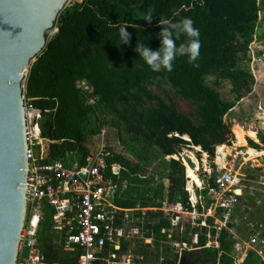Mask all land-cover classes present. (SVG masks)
<instances>
[{
    "label": "trees",
    "instance_id": "1",
    "mask_svg": "<svg viewBox=\"0 0 264 264\" xmlns=\"http://www.w3.org/2000/svg\"><path fill=\"white\" fill-rule=\"evenodd\" d=\"M259 13L258 0H71L55 21L57 31L51 35L52 29L45 32L46 45L29 65L24 80L26 97L41 111L40 136L48 140L44 142L43 161L62 159L67 166L82 165L90 153V137L101 132L104 117H109L110 124L126 134L128 143L123 149L128 155L107 147L111 154L104 169L107 179L119 189L125 182H140L132 175L148 158L167 170L168 187L165 190L162 183L159 185L155 195L162 199L157 209L148 210L143 218L144 237H151V243L140 240V249L134 250L121 242V252L131 250L146 261L150 255L157 264L160 257L161 264H236L229 231L219 232V247H207L204 227L199 230L196 248L184 250L177 259V253L165 242H191L190 231L185 228L168 237L162 229L171 223L159 208L164 200L170 207L180 204L190 208L185 165L180 158H166L178 155L181 147H200L199 154H207L213 171L204 174L206 184L201 192L214 185L216 147L231 145L234 140L237 126L231 112L243 91H249L254 83L248 62ZM149 15L153 16L151 22L147 21ZM184 17H190L200 31L198 67L183 56L174 61L172 72H153L135 52L136 43L157 50V34L161 31L158 21L178 22ZM124 23L131 33L127 45L119 44L118 29ZM186 39L182 36L177 44ZM208 75L216 84L229 81L235 98H222L207 83ZM78 81H85L91 91L78 87ZM167 88L192 103L191 114L178 108L167 96ZM91 97H96L93 104L88 102ZM241 128L248 146L264 151V133L257 124L247 120ZM236 134L238 143L244 145L241 132ZM187 137L190 140L184 139ZM115 203L122 208L133 204L128 199ZM52 214L53 209L45 205L36 231L43 260L76 264L80 250L64 249L53 239ZM241 264H264V260L250 252Z\"/></svg>",
    "mask_w": 264,
    "mask_h": 264
},
{
    "label": "built area",
    "instance_id": "2",
    "mask_svg": "<svg viewBox=\"0 0 264 264\" xmlns=\"http://www.w3.org/2000/svg\"><path fill=\"white\" fill-rule=\"evenodd\" d=\"M249 68L255 79L258 70L252 67V62ZM77 86L91 91L85 81H78ZM22 97L26 117L28 174L18 263L58 264L43 260L36 235L39 219L45 205H48L53 209L50 223L53 239L64 249L80 250L76 264H147L144 256L131 250L121 252L119 248L121 242L132 247V240L136 238L149 244L152 238L144 237L142 225L146 211L128 212V209L110 200L117 187L104 175L110 151L101 144L97 151L86 155L82 165L75 163L67 166L62 159L43 161L46 155L38 156L35 152L40 142L48 141L40 136L41 111L26 97L24 86ZM95 101L96 97L88 100L91 104ZM256 111L257 121L264 122L263 102ZM224 147V155H219L216 148L214 185L208 186L206 193L201 192L206 184L201 179L196 188L193 185L187 187L190 208L185 209L180 204L173 207L164 204L160 208L171 223L169 228L162 229L168 237L174 231L182 232L187 224L190 228L191 242H165L173 253H177V259L184 250L196 248L199 230L204 227L207 247H219V232L222 229L229 231L234 240L231 256L236 264H241L250 252L264 260V151L254 148L252 153H248L244 146L232 144ZM212 171V168L209 169L208 175ZM240 214L242 223L237 222ZM193 229L198 230L192 232ZM115 248L119 250L115 251ZM162 261L160 257L158 263Z\"/></svg>",
    "mask_w": 264,
    "mask_h": 264
},
{
    "label": "water",
    "instance_id": "3",
    "mask_svg": "<svg viewBox=\"0 0 264 264\" xmlns=\"http://www.w3.org/2000/svg\"><path fill=\"white\" fill-rule=\"evenodd\" d=\"M68 2L0 0V264H20L28 174L25 76L46 45L45 32L57 31L55 21ZM180 155L185 165L196 168L189 155Z\"/></svg>",
    "mask_w": 264,
    "mask_h": 264
},
{
    "label": "rangeland",
    "instance_id": "4",
    "mask_svg": "<svg viewBox=\"0 0 264 264\" xmlns=\"http://www.w3.org/2000/svg\"><path fill=\"white\" fill-rule=\"evenodd\" d=\"M260 5V13H259V20L258 24L256 26L255 31V37L254 40L250 44L249 49V67L252 62V67L256 71L254 83L252 84V87L249 91H243V96L239 101L235 102V106L231 112L233 122L237 126L234 131V141L231 143L233 146H239L240 144L237 141V137L235 139V136H237L236 132H241V137L244 142L243 134L245 133L244 130L241 128V126L247 121L250 120L252 122H256L255 120V114L256 109L258 108V105L260 103H264V0H258ZM71 4V0L67 3V6ZM53 32V30H51ZM51 32L49 35H51ZM28 71V69H27ZM206 81L209 85L213 86L215 89H217L222 98L226 100H233L235 97L231 91V84L229 81H221L219 84L215 83V78L211 75H208L206 77ZM167 96L171 97L177 104L178 108L186 113L191 114L193 111V105L189 101L181 100L176 94H174L170 89H166ZM110 118L104 117L103 119V126L100 133H97L96 135H93L90 137L88 141V146L90 149V152L97 151L101 144H104L106 147H110L113 150H117L122 152L125 155L127 154V151L123 149L124 143H128V139L125 133L120 131L117 127L112 126L110 124ZM245 146V145H240ZM247 148L250 153L253 152L251 150L250 146ZM190 152L194 154L196 157L198 164L197 168L195 169V173L199 180L205 179L204 174H208V170L211 169V161L208 159V156L206 153L199 154V148L198 147H181L178 150V155H172L167 156L166 158L169 159L171 157L173 158H180L181 155L180 152ZM35 152L38 156H45L46 155V147L44 146V142H40L38 146L35 149ZM214 161V159H213ZM261 161V160H260ZM183 162V161H182ZM142 163L141 169L137 172V174H133L132 178L138 177L141 181L134 183V182H125L121 189L115 187V193L110 197V200L112 203L116 204V200H122L125 199L124 195H126L130 198L132 201V206L135 208L141 209V207H154L157 209L158 203H160L162 198H156L157 189H159V185L162 183L164 185L165 190L168 187V181L166 179L167 170L165 169L164 165L159 164L158 161L154 160L153 158H148V160H145ZM184 164V163H183ZM185 165V164H184ZM185 188L186 187H192V185L196 188L197 184L195 183V180L188 176V165H185ZM191 179V182L189 183V178ZM258 176V175H256ZM162 179V180H158ZM128 189L125 193L124 190ZM192 191V190H191ZM165 202V200H164ZM257 205V204H255ZM254 205V206H255ZM238 217L237 222L242 223L243 217L242 214H240ZM141 242L140 239L136 238L135 240H132V247L134 250L140 249ZM148 249L144 248L145 254L148 255ZM149 260H147V264H157L155 259L152 256H148Z\"/></svg>",
    "mask_w": 264,
    "mask_h": 264
},
{
    "label": "clouds",
    "instance_id": "5",
    "mask_svg": "<svg viewBox=\"0 0 264 264\" xmlns=\"http://www.w3.org/2000/svg\"><path fill=\"white\" fill-rule=\"evenodd\" d=\"M153 16L149 15L147 21L151 22ZM161 31L157 34L160 40V47L152 50L144 46L141 42L136 43L135 52L143 59L146 65L153 72H172L174 61L177 57L186 56L188 62L198 67L195 63L200 56V31L194 26V21L190 17H184L178 22L168 20H159ZM128 24L124 23L119 26V44L127 45L131 40V33L127 31ZM186 37V41L177 44L181 37Z\"/></svg>",
    "mask_w": 264,
    "mask_h": 264
},
{
    "label": "crops",
    "instance_id": "6",
    "mask_svg": "<svg viewBox=\"0 0 264 264\" xmlns=\"http://www.w3.org/2000/svg\"><path fill=\"white\" fill-rule=\"evenodd\" d=\"M255 120H257V112H256V114H255ZM256 123V122H255ZM257 126H258V128L262 131V133H264V122L261 120V121H257ZM243 137H244V134H243ZM235 139H236V136H235ZM234 141V140H233ZM232 141V142H233ZM233 144L235 145V142H233ZM244 148H249L248 147V144H247V142H246V139H245V137H244ZM220 146V145H219ZM221 146H227V145H225V144H222ZM238 146V145H237ZM240 146V145H239ZM200 148V147H199ZM216 148H218V146L216 147ZM252 148V147H251ZM252 149H254V148H252ZM199 151H200V149H199ZM118 188V187H117ZM186 189H187V187H186ZM128 190V189H127ZM188 191V190H187ZM189 192V191H188ZM189 195H190V192H189ZM124 198L125 199H128V200H130V198L126 195V193H125V195H124ZM131 201V200H130ZM164 204H166V201L164 202L163 201V203H162V205H161V207H163L164 206ZM125 209H128V212H137V211H148V210H152V209H156V208H154V207H141V209H138V208H135L134 206H131V207H124ZM160 209V208H159ZM132 210H134V211H132ZM146 214V213H145ZM145 214H144V216H145ZM186 229L188 228V226L186 225V227H185ZM189 229V231H190V228H188ZM146 249L148 248V247H145Z\"/></svg>",
    "mask_w": 264,
    "mask_h": 264
},
{
    "label": "bare ground",
    "instance_id": "7",
    "mask_svg": "<svg viewBox=\"0 0 264 264\" xmlns=\"http://www.w3.org/2000/svg\"><path fill=\"white\" fill-rule=\"evenodd\" d=\"M224 149H225L224 146H221V145L218 146L217 150H218L219 155H220V154H221V155H224V153H225ZM184 152H185V151H184ZM248 153H250V152L248 151ZM185 155H189V156L191 157V159L194 161V163H195V165H196V168H197V160H196L195 156H194L192 153H190V152H186ZM218 160H221V158L218 159ZM188 167H189V166H188ZM196 168L192 169V168L189 167V170H188V176H190L191 178H193V179L195 180V183H196V184H197V183L199 184L200 181H199V179H198V177H197V175H196V173H195V169H196Z\"/></svg>",
    "mask_w": 264,
    "mask_h": 264
}]
</instances>
